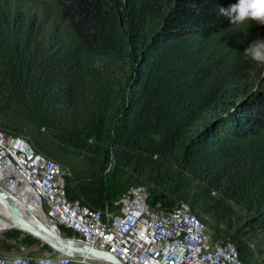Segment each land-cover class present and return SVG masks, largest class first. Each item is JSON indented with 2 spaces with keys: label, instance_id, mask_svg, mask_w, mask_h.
Here are the masks:
<instances>
[{
  "label": "trees",
  "instance_id": "obj_1",
  "mask_svg": "<svg viewBox=\"0 0 264 264\" xmlns=\"http://www.w3.org/2000/svg\"><path fill=\"white\" fill-rule=\"evenodd\" d=\"M235 2L0 0V129L68 170L69 200L116 212L142 185L264 264V66L244 52L264 26L218 15ZM34 248L56 255L0 232L6 256Z\"/></svg>",
  "mask_w": 264,
  "mask_h": 264
},
{
  "label": "built area",
  "instance_id": "obj_2",
  "mask_svg": "<svg viewBox=\"0 0 264 264\" xmlns=\"http://www.w3.org/2000/svg\"><path fill=\"white\" fill-rule=\"evenodd\" d=\"M67 175V169L0 129V188L24 205L33 201L47 226L70 228L67 238L109 252L123 264H243L232 243L210 238L188 204L156 210L148 203V189L138 185L120 198L116 212L93 210L67 198ZM0 264L103 263L56 253L0 255Z\"/></svg>",
  "mask_w": 264,
  "mask_h": 264
},
{
  "label": "water",
  "instance_id": "obj_3",
  "mask_svg": "<svg viewBox=\"0 0 264 264\" xmlns=\"http://www.w3.org/2000/svg\"><path fill=\"white\" fill-rule=\"evenodd\" d=\"M0 206L7 210L16 224L9 228H15L39 239L48 245L54 252L66 255L70 258H85L103 264H123L111 253L79 243L71 238L62 237L58 232L48 228L25 206L21 205L15 197L0 188ZM25 217V218H24ZM0 218L8 221L0 215ZM32 218V219H31ZM6 228L3 231L9 229Z\"/></svg>",
  "mask_w": 264,
  "mask_h": 264
},
{
  "label": "clouds",
  "instance_id": "obj_4",
  "mask_svg": "<svg viewBox=\"0 0 264 264\" xmlns=\"http://www.w3.org/2000/svg\"><path fill=\"white\" fill-rule=\"evenodd\" d=\"M218 15L225 17L232 24L253 20L264 26V0H237L227 7L221 6ZM244 52L252 60L264 63V38L251 40Z\"/></svg>",
  "mask_w": 264,
  "mask_h": 264
},
{
  "label": "bare ground",
  "instance_id": "obj_5",
  "mask_svg": "<svg viewBox=\"0 0 264 264\" xmlns=\"http://www.w3.org/2000/svg\"><path fill=\"white\" fill-rule=\"evenodd\" d=\"M26 194H29L28 192L26 193ZM21 205H23V206H25V207H27L31 212H32V210L34 211V212H32L33 214L35 213L38 217H40V218H42L44 221H41L35 214H34V216L38 219V220H40L42 223L44 222L45 223V225L47 224V220L44 218V216L39 212V211H37L36 210V207H35V204H34V202L33 201H26V205H24L23 203H21V202H19ZM0 215H2L3 217H5V218H7V220L8 221H5V220H3V219H1L0 218V222H4L3 223V230L4 229H6V228H9V227H13V226H15L16 224L14 223V221L12 220V217L10 216V214L7 212V210H5V209H3L1 206H0ZM25 218V217H24ZM32 219V218H31ZM43 223V224H44ZM51 225H53V224H51ZM51 225H49V226H47V227H49V228H52V230L54 231V232H58L60 235H61V232L60 231H57V230H54V228L51 226ZM3 230H0L1 232L3 231ZM62 237H63V235H61ZM1 255V254H0ZM5 256V255H4Z\"/></svg>",
  "mask_w": 264,
  "mask_h": 264
},
{
  "label": "rangeland",
  "instance_id": "obj_6",
  "mask_svg": "<svg viewBox=\"0 0 264 264\" xmlns=\"http://www.w3.org/2000/svg\"><path fill=\"white\" fill-rule=\"evenodd\" d=\"M262 66H264V63H258V67H259V69H262ZM259 90V89H258ZM254 92V89L251 91V93H253ZM258 92V91H257ZM32 212H34L33 210H32ZM35 214V213H34ZM36 215V214H35ZM37 216V215H36ZM38 217V216H37ZM41 221H44L42 218H40V217H38ZM3 223L4 222H0V230H3ZM44 223V222H43ZM1 232V231H0ZM34 255L35 256H48V252H46V251H42V250H39L38 248H34ZM0 253H2L1 255H12V254H16V253H20V252H17L16 250H12V251H10V252H5V251H3V252H0Z\"/></svg>",
  "mask_w": 264,
  "mask_h": 264
}]
</instances>
